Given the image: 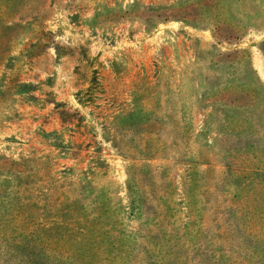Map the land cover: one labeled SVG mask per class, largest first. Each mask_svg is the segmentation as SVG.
Returning <instances> with one entry per match:
<instances>
[{"label": "rangeland", "instance_id": "obj_1", "mask_svg": "<svg viewBox=\"0 0 264 264\" xmlns=\"http://www.w3.org/2000/svg\"><path fill=\"white\" fill-rule=\"evenodd\" d=\"M0 125L10 200L120 221L0 200V264H264V0H0Z\"/></svg>", "mask_w": 264, "mask_h": 264}, {"label": "trees", "instance_id": "obj_2", "mask_svg": "<svg viewBox=\"0 0 264 264\" xmlns=\"http://www.w3.org/2000/svg\"><path fill=\"white\" fill-rule=\"evenodd\" d=\"M247 177L249 178V176ZM31 178V174L25 173L23 181L19 183L18 186L22 190L23 188L25 190L26 188L33 190L37 189L36 186L32 184ZM39 180H43V177H39ZM12 192V181L10 180V178L5 177L0 180V200L4 205H11V209L5 211L4 218L10 216V221L14 220L16 222L13 229H15L14 231L18 233H22L20 231H28L29 233L42 231L44 234L50 235L51 229H58L59 227L68 229L69 226H72V230H75L76 232H96L97 236H101L104 235V231L108 233L112 230L107 228L103 231V228L106 225H112L115 228L116 225L120 223L118 219H111L110 213L112 212V208L109 203L111 196L105 195V193L102 192L93 197L89 203L77 204L76 201L67 202L65 199L64 203L68 206V212L63 213L61 216L63 218L61 219L50 218L52 217V213L50 212L46 214L45 219H37V217L44 215V213H42L40 210L35 211L32 209V207L36 206L39 207V209L41 208L43 210L48 209L49 203L52 201L50 197L45 198L48 201L39 204L37 201V199L41 198L39 197V195H13L12 200H10ZM52 195H55L57 200L59 199L60 195H64L66 197V195L64 193L61 194L60 191H56V193ZM17 199H20V201L17 203L11 202ZM27 199H30L28 203L26 201ZM55 207L58 210L61 209L56 204ZM73 211H75L76 214L73 215L71 213ZM80 217H83V219L81 220L83 226H80V223L76 219ZM122 239L124 244H128L129 237H127L126 234H124V237H122ZM49 246L52 247V244L49 243Z\"/></svg>", "mask_w": 264, "mask_h": 264}]
</instances>
